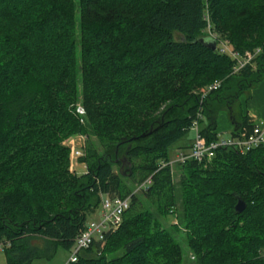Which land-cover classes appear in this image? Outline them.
<instances>
[{
    "label": "trees",
    "instance_id": "16d2710c",
    "mask_svg": "<svg viewBox=\"0 0 264 264\" xmlns=\"http://www.w3.org/2000/svg\"><path fill=\"white\" fill-rule=\"evenodd\" d=\"M213 32L242 58L255 57L233 74L234 60L200 43ZM263 80L264 0H0V243L8 264L71 251L107 195L130 208L120 229L75 264H186L182 233L194 264H264V146L221 148L206 169L178 165V184L170 167L159 168L199 113L208 142L219 137L221 113L231 137L249 134L254 124L238 119L235 106ZM215 81L221 88L202 99L197 92ZM73 135L88 144L81 176L65 146ZM170 214L177 224L167 223Z\"/></svg>",
    "mask_w": 264,
    "mask_h": 264
},
{
    "label": "built area",
    "instance_id": "2783aa9c",
    "mask_svg": "<svg viewBox=\"0 0 264 264\" xmlns=\"http://www.w3.org/2000/svg\"><path fill=\"white\" fill-rule=\"evenodd\" d=\"M217 47L220 54L227 56L236 62L233 74H237L251 60H253V57H255V55L247 53L246 57L242 58L232 46H228L223 42H220ZM221 86L222 81H215L208 86L202 99H205L208 94L219 90ZM78 113L84 115V110L79 109ZM201 121H203V112L198 114L192 124L191 131L194 132L195 138L190 151L188 153L180 154L173 162H161L159 168H165L168 166L173 171L175 166L184 165L190 161L199 164H207L213 161L216 152L221 148H232L245 154L253 149L264 146V127L262 125L254 126L249 134L243 133L240 137H230L225 139L219 136L216 141L208 142V140L201 134ZM85 140L84 136H78L76 141L70 140L69 144H66L70 149L72 171L78 166L77 159L83 156L82 150L85 145ZM129 208V199L112 198L108 195L104 196L102 198L100 219L98 221L88 222L85 229L75 238L74 245L70 252V258L66 264H75L82 252L88 250L95 244L105 243V238L108 234L115 233L120 229L123 222V216ZM0 247H4V244L0 243Z\"/></svg>",
    "mask_w": 264,
    "mask_h": 264
},
{
    "label": "rangeland",
    "instance_id": "374dc122",
    "mask_svg": "<svg viewBox=\"0 0 264 264\" xmlns=\"http://www.w3.org/2000/svg\"><path fill=\"white\" fill-rule=\"evenodd\" d=\"M201 36L207 37L206 35H201ZM208 36L211 37V38H213V39L219 40V41H221V42L227 44L228 46H232V47L234 48L233 44H231L230 41L227 40L226 37L223 36L222 34H220L219 32H213V33H211V35H208ZM176 38H177V35H176ZM208 85H209V83H208ZM207 88H208V86H207V87H203V88H201V89L197 92V94H198V95H201V96L203 97V95H204V93L206 92V89H207ZM251 93H252V92H251ZM208 95H209V94H208ZM244 101H245V102L247 101V100H246V97L241 98L240 104L237 103L236 106H235V114H236V116L238 117V119H239L241 116H247L246 113H245V110H244V104H243ZM248 101H249V100H248ZM78 108L81 109V110H83V107H82L81 104H77L76 109H78ZM79 109H78V110H79ZM226 115H227V117H228V119H229L228 114H226ZM240 115H241V116H240ZM229 123L231 124V128L233 129V125H232L230 119H229ZM192 135H193V133L190 132L189 135H188V138H191ZM228 135H229V133H222L220 136H221V137H225V138H227ZM78 136H79V135H73L72 137H70V138H68L67 140H65V146H66V144H67V145L69 144L70 140H74V141H76V139L78 138ZM83 136H84V135H83ZM185 141H186V140H185ZM86 143H87V140H86ZM182 144H183V142H180V143L176 144L174 147H172V148L170 149V160H171L172 162L175 160L174 157L178 154V152H179V150H180V149H178V147H179L180 145H182ZM84 146H85L86 148H88V144H86V145H84ZM82 153H83V156H82V157H79V158L77 159V160H78V161H77V162H78V166H76V168L74 169V171H75L79 176H81L84 172L87 171V165H86V164H83V163H80L81 158H84V157L86 156L87 153H84L83 150H82ZM70 161H71V157H70ZM74 161H76V160H74ZM211 163H212V162H211ZM204 165H205L204 167H205V169H206L207 166H208V164H204ZM125 171H126V170L124 169V170H123V173H124ZM172 173H173V175H174V180H175V183H176V184H178V183L180 182V180L183 178V176L185 175V171L182 170L181 168L179 169V168L176 167V166H175V168L173 169ZM177 188H178V186H177ZM101 198H102V197H101ZM179 209H181L180 206H178L177 211H178ZM152 210H154V209H152ZM100 214H101V210H98L96 216H95V217H91L88 221H89V222H90V221H98V220L100 219ZM176 214H178V213H176ZM174 217H175V214H173V215L170 214V215L168 216V218H167V223H168V224L170 223L171 225L176 224V223H177L176 220H175L176 218H174ZM181 235H182V239H181V240H182V245H183V247H184V256H185L186 264H194L195 257H194V255H193V253L190 251V249L188 248V242H187V239L184 238V234H183V233L180 234L179 236H181ZM245 235H246V233L243 234V237H244ZM104 246H105V245H104ZM70 252H71V251H65V250L59 248L53 260L48 261V260H41V259H39V260H35L32 264H66V263L68 262L69 258H70ZM110 257H111V256H109L108 258H110ZM260 257L264 259V250H263L262 253L260 254Z\"/></svg>",
    "mask_w": 264,
    "mask_h": 264
},
{
    "label": "crops",
    "instance_id": "0c3cea01",
    "mask_svg": "<svg viewBox=\"0 0 264 264\" xmlns=\"http://www.w3.org/2000/svg\"><path fill=\"white\" fill-rule=\"evenodd\" d=\"M243 104L245 113L250 118L254 126L262 125L264 127V80L252 91L250 100L246 102L244 101ZM232 131L233 129L231 128V124L229 123L227 115L225 113H221L218 118L217 134L220 136L222 133H229L227 138H230L232 136ZM185 140L181 141L183 144L178 147L180 150L174 157L175 160L180 154L188 153L190 151L194 137L192 135L191 138H187ZM95 216L96 214L92 217ZM0 264H8L5 251L1 247Z\"/></svg>",
    "mask_w": 264,
    "mask_h": 264
},
{
    "label": "water",
    "instance_id": "95a60500",
    "mask_svg": "<svg viewBox=\"0 0 264 264\" xmlns=\"http://www.w3.org/2000/svg\"><path fill=\"white\" fill-rule=\"evenodd\" d=\"M200 43L206 47H208L210 50L215 51L217 48V43L214 39H207V40H200ZM241 128L240 124H234V130L238 131ZM246 209V204L244 201L239 200L236 205V212L238 214L242 213Z\"/></svg>",
    "mask_w": 264,
    "mask_h": 264
}]
</instances>
